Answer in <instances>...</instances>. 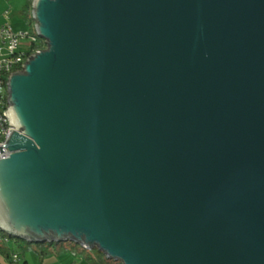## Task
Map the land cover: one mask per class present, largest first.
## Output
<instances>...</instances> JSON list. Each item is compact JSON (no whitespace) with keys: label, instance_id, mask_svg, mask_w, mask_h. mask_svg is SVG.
<instances>
[{"label":"water","instance_id":"1","mask_svg":"<svg viewBox=\"0 0 264 264\" xmlns=\"http://www.w3.org/2000/svg\"><path fill=\"white\" fill-rule=\"evenodd\" d=\"M7 78L0 231L112 264H264V0H33Z\"/></svg>","mask_w":264,"mask_h":264},{"label":"built area","instance_id":"2","mask_svg":"<svg viewBox=\"0 0 264 264\" xmlns=\"http://www.w3.org/2000/svg\"><path fill=\"white\" fill-rule=\"evenodd\" d=\"M2 19L3 23L0 24V160L7 159L11 154L4 147L9 135L12 131L19 133L14 129L7 109L9 105L6 99L7 78L12 73L22 72L21 66L25 60L40 51L36 47L39 41H42V45L46 49L44 40L37 33L15 32L8 23V12H4ZM9 241L8 237L2 239L3 244H8ZM7 260L8 264H22L20 256L15 252H9Z\"/></svg>","mask_w":264,"mask_h":264},{"label":"trees","instance_id":"3","mask_svg":"<svg viewBox=\"0 0 264 264\" xmlns=\"http://www.w3.org/2000/svg\"><path fill=\"white\" fill-rule=\"evenodd\" d=\"M32 2L33 0H28L26 8L30 11L32 8ZM37 49L43 50L44 46L42 45V41H39L36 45ZM4 237L9 238L8 244H2V239ZM0 251H2L6 256H8L9 252H20V254L27 253V252H34L39 259H42L43 257L47 256L49 253H59L61 250L65 251L67 248H72L79 256L82 257V259L87 264H112V260L106 259L105 256L98 252L97 250H87L82 247H79L78 245H75L74 243H69V246H65L64 244H41V243H28L23 240L12 238L0 231ZM8 246H13L15 250H11ZM51 248L55 250H50ZM57 249V250H56ZM18 254V253H17ZM19 255V254H18ZM116 264H120L119 262H116Z\"/></svg>","mask_w":264,"mask_h":264},{"label":"rangeland","instance_id":"4","mask_svg":"<svg viewBox=\"0 0 264 264\" xmlns=\"http://www.w3.org/2000/svg\"><path fill=\"white\" fill-rule=\"evenodd\" d=\"M28 0H0V24L3 23L2 15L8 12V23L15 32H30L36 34L35 19L33 18L32 8H26ZM69 246V243H64Z\"/></svg>","mask_w":264,"mask_h":264},{"label":"crops","instance_id":"5","mask_svg":"<svg viewBox=\"0 0 264 264\" xmlns=\"http://www.w3.org/2000/svg\"><path fill=\"white\" fill-rule=\"evenodd\" d=\"M8 247L11 250H15L13 246ZM50 250L55 249L51 248ZM15 251L19 254L22 264H87L72 248H67L65 251L61 250L57 254L49 253L42 259H39L38 256L31 251L23 254H20L17 249ZM0 264H8L7 256L2 251H0Z\"/></svg>","mask_w":264,"mask_h":264}]
</instances>
